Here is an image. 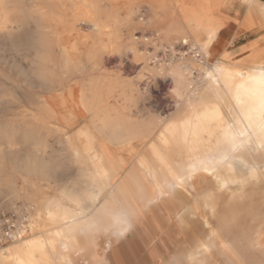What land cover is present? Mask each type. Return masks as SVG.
<instances>
[{"label":"bare ground","instance_id":"6f19581e","mask_svg":"<svg viewBox=\"0 0 264 264\" xmlns=\"http://www.w3.org/2000/svg\"><path fill=\"white\" fill-rule=\"evenodd\" d=\"M119 1L125 4V16L118 17L117 11L102 16L110 9L105 4ZM143 1L47 0L59 8L70 6L74 20L87 24L91 31L87 36L90 42L72 40L70 47L65 48L56 31L43 26L63 19H56L38 5L30 10L37 25L36 35L14 39L18 45L24 43L35 49L40 60L36 71L42 78H55L57 71L66 75L89 73L69 87L65 86L67 79L58 84L51 81L50 94L33 100L35 115L21 118V140L26 142L35 134L29 125H41L45 119L69 125L92 123L95 133L79 130L86 139V156L72 147V158L79 166L78 173H74L76 178L38 203L39 225L59 223V227L30 242L10 245L1 252L0 264H76L75 251L85 243L91 247V241L82 238L83 233L95 227L99 217L105 221L110 217L117 223L120 212L117 217L112 216V204L130 201L148 206L158 200L185 201L182 216L188 214L203 223H215L205 241L185 257L189 264H264V210L259 208L264 206V55L252 48L254 63L246 70L230 67L225 61L229 55L225 53L208 66L223 28L219 10L225 0H176L175 10L156 4V0L142 4ZM238 1L247 8L239 29L264 21V5L259 15L255 0ZM143 8L146 13L141 11ZM13 13L17 15L15 19ZM21 15L14 0H0V31L19 28L24 23ZM137 33L141 36L136 37ZM58 46L60 52L54 49ZM150 48L161 49L167 60H158ZM183 48L188 49L187 53L179 51ZM110 54L121 59L130 55L132 62L144 65L143 72L172 80L173 91L179 97L175 118L171 116L173 119L156 131L160 120L150 118L138 123L126 115L119 107L138 103L134 96H127L135 85L107 72L103 58ZM51 62L61 66L53 67ZM11 96L16 100L15 95ZM7 131L0 129V138L10 139ZM135 142L145 143V148L122 175L128 161L120 154L127 147L131 153L136 152ZM33 146L36 148L34 143ZM46 149L41 143L36 148L37 153ZM29 152L17 161L18 165L30 175L35 173L50 180V164ZM10 191L9 198L19 196L13 188ZM38 191L41 190L33 183L32 189L26 191L28 199H35ZM10 203L5 205L8 210L16 206ZM107 243L110 248L111 242Z\"/></svg>","mask_w":264,"mask_h":264},{"label":"rangeland","instance_id":"374dc122","mask_svg":"<svg viewBox=\"0 0 264 264\" xmlns=\"http://www.w3.org/2000/svg\"><path fill=\"white\" fill-rule=\"evenodd\" d=\"M146 1L147 0H144L142 4H145ZM175 1L176 0H156V4H165L167 5V7L170 6L171 10H175ZM14 2L15 4H17V8L22 11L21 17H24V23L21 24L19 28H15L10 32L0 31V129L7 128V132L10 134V139L0 138V160H2L0 161L2 162V164L0 163V212L9 211L6 208L7 206L5 205L11 202L10 204L16 205L14 208L22 207L21 209L27 211L30 214V224L29 235L18 242L9 244L7 247L13 244L22 243L24 241L30 242L39 237L43 232L55 227H59V223L49 225L48 227L39 225L38 222L40 221V218L37 214L39 213L37 211L38 203L46 196L54 195L58 193L63 187L66 188L71 184V181L76 178L74 173H78L79 166L77 165V160L72 158V147H75L82 157L86 156V153L84 152L86 139L79 135V130H92V132L95 133V125H93L92 123H75L69 125L45 119L43 120L41 125L35 123L29 125V129L34 130L35 134L32 137L26 139V142L21 140L23 138H20L19 132L20 128L21 130L24 128L21 125V118L26 114L35 115L37 110L33 104V100L35 98L47 96L48 94H50V91H52V89L50 90V87H53L51 81L58 84V82H60L62 79H64V81L65 79H67L65 86L69 87L71 85H74V82L79 81L81 79L80 77L86 78L89 76L88 72H85L82 75H66L60 73V71H57V77L55 78H42V76L36 71L39 66L40 60L35 56V49L33 47L27 46L24 43H20L18 45L14 41L15 38L19 39L24 36L33 37L36 35L37 25L30 16V10L34 6H42L45 7V12L48 11L49 13L53 14L56 19H63L62 22L57 23L52 21L51 23H45L43 26H47L48 28L56 31V34H58L61 39V45H64L65 48L70 47L72 40L78 42L89 41L87 39V36L90 35L91 31L86 26L87 24L81 23V21L74 20V12L70 6L69 8H59L57 4H53L51 2L50 4H48L47 0H14ZM45 2L47 6H44L46 5ZM239 2L240 1L238 0H225V6H223L221 10H219V14H221V17L227 19V29L229 34H232L236 30L237 23L240 20L243 21L246 17V5L242 2ZM263 4L264 0H255L254 3V5H257L258 7L263 6ZM105 7H110V9H108L105 14L102 13L103 17L107 16V13H112L114 11H117L116 14L120 18H122L126 14V11L124 9L125 4L123 1H119L116 4H105ZM145 8L141 10L143 11V13H146ZM256 9L258 11V14L261 15L262 8L259 9L256 7ZM16 16L17 15L13 13L12 18L15 19ZM123 30L124 32H126L124 28ZM240 30L246 32H244L237 39V41L235 42V46L238 47L247 44L249 45L247 48L250 51L235 58L232 62L228 61L226 63L232 68H240L241 70H246L254 63H251V60L254 59L252 55L253 50H251V48H253L254 45H258L254 48V50L256 49L260 52V54L264 55V21L257 20L248 29ZM47 31L48 30H46L45 33H47ZM140 36L141 33H137L136 37ZM125 41V38H123L122 42ZM86 44H88V42H86ZM140 48L142 49L143 47ZM54 49L56 50V52L61 51L60 46L55 47ZM149 50L151 53H155L157 55L158 60H167L161 49L155 51L153 48H150ZM186 50L188 51L187 48L179 49V51L183 53H187ZM83 60H85V58ZM215 60L216 59L210 61L208 63V66H211ZM103 62L108 73L120 77L121 80L131 81L134 83L135 90L132 92H128L127 96H134L138 99V103L136 105H122L119 107L123 112L126 113V115H129V117H131L133 121L142 123L143 121L145 122L150 118H155L161 121L157 126L160 129L165 123L173 119L172 117H174L175 115L177 106L176 103L178 102L177 99H179V97L177 98L175 92L173 91L175 84L172 82V80L163 77L158 78V76L155 77V75L153 76L152 73H149L147 71L143 72L142 67L144 65L141 64V62H132L130 55H126V57L122 59L121 56H117V54L105 55L103 58ZM49 65L57 67L61 66V63L51 62L49 63ZM141 75L143 76L141 77ZM55 88V90L59 89V87ZM9 92L11 93L9 94ZM11 94L15 95L16 100L12 98ZM116 96L117 94H115V97ZM8 101H10V103H7ZM110 102L114 103L112 99L110 100ZM181 118L182 117H179L178 119ZM5 119H11L12 121L5 122ZM39 126L40 130L38 131ZM54 130L57 131V134L54 133ZM14 136L16 138L18 137L17 139H15V141L18 140L21 145L24 143H26V145L21 146L19 143H17V141L15 142ZM11 138L13 141H11ZM7 140H9L10 143L13 142L12 145ZM28 142L29 144H27ZM37 142L39 146L41 143L42 148L43 146L44 148L46 146L47 149L45 151L41 150L37 153ZM33 143L36 148H34ZM10 145L12 146L11 148ZM29 147L30 149H28ZM15 150H19L17 151V153L19 154H17ZM29 151L33 152H31L32 157L35 156L37 157V159L43 160L44 162L50 164V172L52 173V178L50 180L42 179L40 175L35 173L30 175L28 172L24 171V169L21 168L20 165H18L19 163H17V161L24 158L25 153H28ZM35 153H37V155L40 154L38 155L39 157ZM49 159H51V161ZM2 165H6V168L3 169L4 166ZM11 168L13 169L11 170ZM6 179L9 181L10 179H12V181H10L11 183L7 182ZM33 183H35L36 187L41 191L37 192L35 199H28L26 191L32 189ZM12 188L19 193L18 197L9 198L11 192L10 189ZM107 192H109V190ZM6 196H8V198ZM123 203L127 204V201H123ZM123 203H116V205L119 207L115 210L116 212H120V214L118 215L119 219H116L118 220V225L123 219L125 220L126 224L128 221L127 216L129 207L121 208L120 206L123 205ZM134 204L145 206L143 202ZM97 208H99V206ZM259 208L261 210H264V206H260ZM114 216L117 217V214L114 213ZM114 222L111 218H109L108 221H105L103 217H99V220H97L95 227L98 229L109 231L112 229V227L114 228L115 225H117ZM214 226L215 223L212 221L203 223L201 225V231L196 235L198 236V238L194 239L192 242L191 249L187 251L184 257H177V261L172 262V264H189L185 257L191 250L193 251V249L199 243L205 241L210 229ZM233 235H237V232H234ZM107 242L108 240L106 241L105 239H101L97 242L99 246L97 245V247H95L94 249L97 255L96 257H94L95 259L93 258L94 261L91 262V264H111V260L109 259H111L113 250L111 249L107 255H104L105 243ZM6 248L3 250H6ZM89 249V244L85 243L81 246L80 250L75 251L76 254H74L73 256L76 264H90L88 257V253L90 252ZM2 251H0V254ZM85 253H87V255ZM217 260L220 262V258H218Z\"/></svg>","mask_w":264,"mask_h":264},{"label":"crops","instance_id":"0c3cea01","mask_svg":"<svg viewBox=\"0 0 264 264\" xmlns=\"http://www.w3.org/2000/svg\"><path fill=\"white\" fill-rule=\"evenodd\" d=\"M256 7L262 8V6L258 7L257 5ZM222 19L223 28L218 34L217 51L213 50V59H220L225 53L229 55L225 61L232 62L235 58L250 51L247 44L235 46L237 39L246 32L239 29L244 20H240L236 25V30L229 34L227 19L224 17ZM256 46L258 45H254L253 48ZM157 130H159L158 127H156ZM133 147H137L136 152L131 153L130 148L127 147L120 154L122 158L128 161L127 166L120 173L122 175H125L139 155L143 153L145 143L140 145L139 142H135ZM186 204L182 200L180 203L158 200L148 206L136 205L130 201H127V204L123 203L121 208L129 207L127 224L121 218L123 219L121 223L119 225L116 223L117 225L109 231L93 227L83 233L82 238H88L91 241L90 252L88 253L90 264L97 255L94 249L97 245L99 246L97 242L101 239L111 242L110 248H108V243H105L104 252V255H107L111 249L113 250L111 259H109L111 264H172V262L177 261V257H184L187 251L191 249L193 240L198 238L196 235L201 231L203 224L201 219L192 218L188 214L182 216L181 210L187 206ZM118 207L116 204L110 206L112 216L114 213H119L115 210ZM125 228L126 230L122 234V230ZM85 254L87 255V253Z\"/></svg>","mask_w":264,"mask_h":264},{"label":"built area","instance_id":"2783aa9c","mask_svg":"<svg viewBox=\"0 0 264 264\" xmlns=\"http://www.w3.org/2000/svg\"><path fill=\"white\" fill-rule=\"evenodd\" d=\"M21 208L0 212V251L29 235L30 214Z\"/></svg>","mask_w":264,"mask_h":264}]
</instances>
